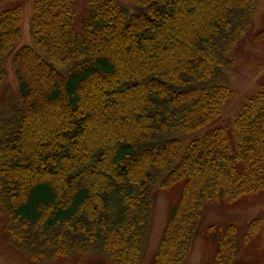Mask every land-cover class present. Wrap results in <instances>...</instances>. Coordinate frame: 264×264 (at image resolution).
Here are the masks:
<instances>
[{
	"label": "trees",
	"instance_id": "1",
	"mask_svg": "<svg viewBox=\"0 0 264 264\" xmlns=\"http://www.w3.org/2000/svg\"><path fill=\"white\" fill-rule=\"evenodd\" d=\"M260 0H32L0 12V208L37 264H141L156 191L180 188L150 264H186L205 202L264 193V77L223 128L232 52ZM264 42V29L252 36ZM11 57L15 91L6 85ZM232 142L230 146L229 142ZM264 221L206 230L239 264ZM255 240V239H254ZM93 259V258H91Z\"/></svg>",
	"mask_w": 264,
	"mask_h": 264
},
{
	"label": "rangeland",
	"instance_id": "2",
	"mask_svg": "<svg viewBox=\"0 0 264 264\" xmlns=\"http://www.w3.org/2000/svg\"><path fill=\"white\" fill-rule=\"evenodd\" d=\"M86 2L87 0H77L75 26L84 16ZM15 5H20L22 8V38L16 47L18 50L20 47L27 46L30 43L28 22L31 16L32 0H0V12ZM263 29L264 0H260L257 4L256 16L249 34L241 39L232 52L234 65L230 71V79L234 96L218 123L205 127L195 136L196 138L212 129L223 128L227 133L228 139L232 141V133L230 132L232 119L245 100L247 101L248 97L253 95L257 82L264 77V42L257 43L252 39L253 35ZM4 67L7 74L6 85H9L15 91L16 81L12 70L11 57L5 61ZM231 141L229 142L230 146H232ZM179 196V187L171 190L156 191L148 243L141 264L151 263L167 223L170 210ZM203 205L198 233L186 264H212L214 245L208 239H205L207 228L215 227V231L218 232L229 225H233L236 227L237 237L240 240L247 223L255 218H261L264 221V193L243 198L230 206L219 200L213 203L205 202ZM5 224L6 216L0 208V264H37L28 260L23 253L7 243L6 233L4 232ZM237 259L239 264H264V224L253 238L250 247L240 249ZM76 260V257L62 258L45 264H75ZM83 261V263L86 262L85 264H111L102 259H96L94 256H87Z\"/></svg>",
	"mask_w": 264,
	"mask_h": 264
}]
</instances>
